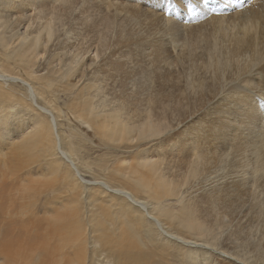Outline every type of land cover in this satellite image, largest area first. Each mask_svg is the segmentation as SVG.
I'll return each instance as SVG.
<instances>
[{
  "label": "bare ground",
  "instance_id": "obj_1",
  "mask_svg": "<svg viewBox=\"0 0 264 264\" xmlns=\"http://www.w3.org/2000/svg\"><path fill=\"white\" fill-rule=\"evenodd\" d=\"M132 1L134 4L131 0H26L37 9L28 15L23 0H0V8L6 9L0 12L2 74L21 72L31 83L43 87H37V94L51 104L46 88L53 86V81L54 86L62 88L61 81L84 78V55L95 51L97 75L84 86L86 92L81 91L62 105L68 115L87 126L83 130L92 140L96 127L94 135L116 143V149L126 150L125 144L133 140L136 143L127 148L145 144L152 149L162 138L171 144L169 148L160 147L161 153L115 150L109 155L92 156L88 138L69 127L62 132L60 145L82 160V172L89 173L93 182V187L87 188V183L81 182L72 168L58 158L49 118L46 116L44 124L36 121L30 136L20 137L5 153L0 150V264H108L113 255L119 257L114 264H167L162 259L155 260L143 247L141 234L152 236L157 231L155 223L139 206L133 207L126 195L138 204L145 201L146 213L161 222L175 241L177 238L186 244L218 245L233 257L252 252V256L241 260L251 258L252 264H264V241H241L240 250L234 243L243 239L248 230L251 233L240 223L246 216L249 227L258 231L260 240L264 239V102L251 95L249 89L264 96V0L246 7L247 0H233L231 6L237 9L234 13L223 12L225 4L220 8L209 6L211 14L204 11L202 15L198 1L187 0L196 5L197 16L192 25L183 29L182 24L155 12L160 7L159 0ZM77 5L81 17L76 25L83 26L82 33L76 25L67 26L64 32L71 38L76 36L78 48L66 56L69 44L60 41L55 27H63V21L69 20ZM184 12L180 17L183 21L190 16ZM39 19L44 22L37 23ZM205 19L207 22L201 23ZM195 21L202 25L195 26ZM30 23H36L28 32H32L31 38L25 40L27 31L19 38V26L27 24L31 28ZM160 31L181 41L176 57L171 58L161 39L139 34L156 39ZM17 39L18 44L13 46ZM50 41L51 45L57 41L59 52L47 64L48 72L59 65L53 74L57 73L61 81L48 74L35 75L33 60L42 51H50V47L45 49ZM145 56L150 68L141 65ZM128 63L137 69L128 70ZM131 82L135 91L128 94ZM111 84L119 95L108 98ZM3 85L0 83V110L8 114L15 112V107L35 110L20 95V86ZM237 86L244 90L241 97L229 99L228 94ZM222 90L225 94L221 97L225 99L220 97L206 109ZM61 108L53 105L57 112ZM204 109L183 132L170 134L173 121L182 123L189 114ZM209 128L213 129L211 135L206 134ZM248 135L254 136L246 141ZM174 146L180 151L174 152ZM48 156L57 161L48 162ZM247 169L253 179L243 176ZM26 181L40 183L43 198L29 196L26 201L22 192L30 185L23 184ZM177 202L178 209H173ZM223 228L229 229L225 240L233 237L229 244L220 241ZM150 243L164 251L171 247L153 237ZM166 252L174 255L171 250Z\"/></svg>",
  "mask_w": 264,
  "mask_h": 264
},
{
  "label": "rangeland",
  "instance_id": "obj_2",
  "mask_svg": "<svg viewBox=\"0 0 264 264\" xmlns=\"http://www.w3.org/2000/svg\"><path fill=\"white\" fill-rule=\"evenodd\" d=\"M25 1L26 0H23L22 5H24V8L26 10H28L27 14L33 15V13H36L37 9H33L32 5H31L32 3L31 2L26 3ZM159 1H160L159 2L160 7L155 12L158 13V15L161 18L165 17V18L169 19L170 21L175 20L177 23L182 24V26H181L182 29L184 27L192 25L194 23L193 19L197 16V15H194V13L189 14L188 12H186V16H188V15H190V16H189V18L185 17L186 21L185 20L183 21L182 19H180V17H181V14L185 13L184 11H186V9L184 7H180L176 11L177 13L175 12V14L169 16L160 10L163 7L166 0H159ZM196 1H198V5H200L202 7V11L199 15H202L204 11L209 13L207 10V8L209 6H215V7L220 8L221 6H224L226 4L227 5L226 8L224 10L222 9V11L225 12L226 14L234 13L237 10V9H235V7L233 8L231 6V4L233 3V0H226L225 2H224V0H208L207 3H205V0H196ZM241 1H246V0H240V2ZM259 2H260V0H247L244 3L243 7L256 6ZM131 4H134L132 0H131ZM16 5L19 6V4H16ZM80 9H81L80 6L77 5L76 8L74 9L72 16L69 18V20L63 21V23H64L63 27L59 26V29L57 28V26L55 27V30H56L55 34L60 35V41L63 40L64 44H69V46L66 48V50L67 49L69 50V53H67L66 56H71V54L73 52L76 53L77 48H78L76 45V43L78 42L75 39L76 36H72V38H71V34L64 32V31H66L67 26H69L71 24H72V26H75L76 24L80 23V20H77L78 17H81L79 14ZM5 10L6 9L0 8V12H2V13L5 12ZM209 14H211V13H209ZM205 18H207V17H205ZM1 20H2V16H0V21ZM43 22H44L43 19L37 20V23H43ZM195 22H196L195 26H198L199 24L206 23L207 21L205 19V20H202L201 23H199L200 21H195ZM27 24H22L19 26V28L17 30V32L19 34H21L19 38H22L24 31H27V36H26L25 40H29L31 38L32 32H30V34H28V32L35 28L36 23H34V24L30 23L31 28L27 27ZM82 28H83V26L76 25V30L81 32V33H82V30H81ZM139 34H141L142 37L148 36V39H152V40L161 39V43H165L168 50L170 51L171 58L176 57L177 54L179 53L181 41H179V42L175 41L173 36L172 35L167 36L166 32L160 31V33H158L156 35V37H157L156 39L153 36H149V35H146L144 33H139ZM65 38H67V39H65ZM18 42H19V40L17 39L14 42L13 46H16L18 44ZM51 42L52 41H50L47 44V47L45 48V49H47L48 47H50L49 48L50 51L49 52H48V50H46V52L42 51L41 55H39L38 57H36L33 60L34 71L36 72L35 75L36 76H40V75L42 76V75L48 74V76L50 78L51 77L57 78V81H61V79L59 77H57L58 76L57 73L53 74V71H56L59 68V65H57L56 67H53V71L48 72L50 66L47 67V64L51 60L52 56L58 54V52H59V49H56L57 46H55L57 41H54L53 45H51ZM9 48H10V46H9ZM66 50H61V52L65 53ZM101 56H103V55H101ZM246 56L249 57V54H247ZM79 58H80V56L75 58V60H78ZM91 59H94L95 62H92ZM138 59H140V58H138ZM148 59L149 58L147 56H145L143 59L144 62L141 65L146 67V68H147V66H148V68H150L149 65L146 66V63H148ZM1 60H3L2 57H0V61ZM121 61L126 62L127 59L122 58ZM69 62H70V60H67L66 64H68ZM96 62H97V64H99L98 59L95 57V51H91V52L84 55V71L86 72L84 78L79 79L80 78V76H79L76 79L69 80V82L61 81L64 84V87H62V88H60L59 86H57V87L54 86L55 84L53 81V86L46 88V91L48 94L47 99H51L53 101L51 104H46V101H44L41 98V96L37 94V92H38L37 87L38 88H43V87L40 85H34L33 83H31L30 80H28V78L25 77L21 72L17 75H9L8 73L2 74L0 72V83H3L4 84L3 86L5 88H8L10 85L15 86V87L17 85L20 86V88H21V92H20L21 94L20 95L24 96L26 98V100L31 104L32 108L35 109L34 111H32V109L28 108V106H24V109L21 110V109L15 107L14 108L15 112H13L11 114H8L3 108H2V110H0V118H2V119H0V150L3 153H5L9 148H11L13 145H16L20 141V137L30 136L33 133L32 132L33 125L35 124L36 121H40V123L44 124L46 122L47 118H49L51 125L53 126V131H54L55 138H56V144H57L56 145V151H57L58 158L61 157L65 161V163L68 164L72 168L76 177L81 179V182L85 181V184L87 183L86 187L89 188V187H93L92 186L93 182L90 180L91 176L89 173L84 174L82 172L83 171L82 164H81L82 160H80V158L77 155H75L76 156L75 157L73 155H70L68 152H65L63 150V147H61V145H60V143L62 141V134H63L62 132L66 131L69 127L71 129L81 133L82 136L88 138L87 142L91 147V150H89V152L92 153V156H98L99 154H102V153L109 155L115 150H117L118 152H121V153L126 152V151H130L132 153L139 154L144 149L145 152L149 151L151 153H155V152L161 153V150L159 149L160 147L169 148L171 146V144L169 146L168 143L167 144L164 143L165 138H162L159 140V143L156 144L152 149L147 148L145 146V144H143L141 148H135V147H133L132 149L127 148L128 145H134L136 143L135 140H133L131 142V144H128V145L125 144V146L123 148L126 150L116 149L115 148L116 143H114L112 141H108V140L102 138L101 136L98 137V136L94 135V132H96V127H94L93 132H92L93 133V140H92L90 137H88V134L83 130L84 127H87V126L85 124L84 125L81 124L79 121L75 122L73 120L72 115H68L69 113L66 111V109L62 105L67 104L68 102L72 101L73 98L75 97V95L79 94L81 91L86 92L83 89L84 86L89 84V80H91V82H92L94 77L97 75L96 72L94 71L96 68L95 67ZM85 63H86V65H85ZM54 65H55V63L53 64V66ZM133 66L134 65L132 63H128V65H126L128 70L130 68L137 69V66H134V67ZM62 68L64 69L65 66H63ZM76 68H79V65H77ZM209 74H210V71L207 72L204 75V77L208 76ZM192 75L195 76V73ZM136 79H138V78H136ZM135 83H138V81ZM195 84H196V82H195ZM133 85H134V82H131L130 84H128V86H127V93L128 94L135 91V87ZM110 86H111V88H109V91H108L110 96L108 98H112L116 95L118 96L119 90L118 89H116L115 91L112 90V88H115L114 84H111ZM249 89H250L251 95H255L256 97H259L260 100H262L264 102V96L257 95L256 93H258V91L253 89V88L252 89L249 88ZM224 90H222L220 92V94L217 95L211 103L207 104L206 109L210 108L216 100H218L222 95L225 94V93H223ZM143 97H144V95L142 94L140 96V98H143ZM112 104H114V103H112ZM112 104L110 103L111 106H112ZM53 105L62 107L61 111L57 112L55 109H53ZM113 106L115 107V105H113ZM206 109L199 110L198 112L195 111V113L192 115L189 114V116H186V120L182 123H175V121H173L174 129L169 130L170 134H172V133L176 134L177 132L178 133L183 132L189 125H191L192 121L195 120L202 113H204L206 111ZM46 116H47V118H46ZM262 117H264V115ZM228 124H229V122H228ZM229 128H230V125L226 130L227 133H229ZM251 136L253 137L254 135H248L247 136L248 138L246 137V141H249L251 139L250 138ZM172 150L174 152L180 151L179 147H175V146L172 147ZM248 150L250 152L251 148H249ZM151 153H149V155ZM177 157H179V156H175L174 158L177 159ZM249 158L252 159V157H249ZM46 159L48 162H52L54 160L57 161V159L55 157L51 158L50 156H48ZM94 169L95 168H93V170ZM95 172L98 173L97 171H95ZM29 173L30 172L24 171V174L28 175ZM245 173L246 174L243 175L244 177H251V174L248 172V169L245 171ZM261 176H262V178H264V173H262ZM262 178H260V179H262ZM91 182H92V184H91ZM97 182H102V181L98 180ZM219 182H221V181H219ZM23 184H26V186L30 184L26 190L22 191L24 196H25L26 201H28L29 196H30V198H43L42 191L44 190V187L42 185H40V183L35 184L33 181H26V183H23ZM101 185L104 186V183ZM15 186H18V185H15ZM121 195H123V194H121ZM126 198H127V200H129L131 202V204H133V207L139 206L140 210L145 212L146 217L149 218L150 220L154 221V223H155L156 228L155 227L154 228L158 231V233L156 231L155 233L152 234V236H149L147 232L141 231L142 232L141 236H142L143 240H145V244L143 245V247L154 257L155 260L162 259L167 264H235V263L236 264H252L251 258H249L247 260V262L241 260V259H245V257L252 256V254H254L252 252L251 253L247 252V254L245 256L239 255L238 257L237 256L233 257L232 255H230V254L228 255L227 253L223 252L221 250L220 246H218V245L214 247V246H209V245H203L200 242L192 243L189 241H188L189 244L188 243L186 244L185 242H183V243L180 242V239H177V238L175 241L173 239L174 237L172 235L165 232V230L167 228L162 226L161 222H158L151 214L146 213L147 210L144 207V206H146L145 201H144V204L143 203L138 204V203L132 201L130 196L126 195ZM62 199H64V198H61V200ZM167 202L170 203V202H174V201L169 200ZM174 203H176V202H174ZM173 205H174L172 207L173 209H175V208L178 209L177 208L179 206L178 202H177V204H173ZM56 206L59 207L60 204H56ZM246 207H248V203L245 205L243 210ZM240 216L241 215H239V217ZM236 221H237V219L233 223H236ZM240 221H241L240 223H243L246 225V229H251L250 230L251 233L248 230L247 235L243 239L234 240V243L237 245L236 250L243 249L242 246H238L241 241H246L249 244L258 243V242H260L262 244L264 239L260 240L259 238H261V236L259 235L258 231L253 232L254 228L249 227V224H248L249 219L247 218V216L241 218ZM253 225L255 227L257 225V223L255 222ZM162 227H164V228H162ZM220 231H222V229H220ZM228 232H229V229L224 230V228H223L222 235L220 236V241L223 240L225 244H229L231 242V240L233 239V237H230V240H225ZM164 236L168 237V239H170L169 237H171V240L168 241L166 237L164 238ZM247 236H248V238L246 239ZM152 237L157 239V240L163 241V242L166 241L167 245L171 246V247L167 248L166 250L173 251L174 255L167 254L166 250L164 251L160 246L151 244L150 240ZM191 243H192V245H191ZM91 245L92 244H90L89 246H91ZM194 246L198 247V248H193ZM230 246H232V245H230ZM184 247H186V251L183 253ZM194 249H197V250L194 251ZM246 249L248 250L249 246ZM205 250H207L209 253L204 252ZM242 252H244V251H242ZM242 252H240V253H242ZM204 254H207V255H204ZM207 256H209V257H207ZM101 258H102V256H101ZM117 259H119V257L117 255L110 256L111 263L109 262L108 264H114L115 260H117ZM104 263H105V261H104ZM146 264H149V263H146Z\"/></svg>",
  "mask_w": 264,
  "mask_h": 264
},
{
  "label": "snow or ice",
  "instance_id": "obj_3",
  "mask_svg": "<svg viewBox=\"0 0 264 264\" xmlns=\"http://www.w3.org/2000/svg\"><path fill=\"white\" fill-rule=\"evenodd\" d=\"M208 0H205V3H207ZM184 7L186 9V11L189 14H192L194 12L197 11V7L196 5H194L193 3H189L187 2V0H166V2L164 3L163 7L160 9L163 13H165L166 15H173L175 14V12L179 9V7ZM243 89L240 86L234 87L233 90L230 91V93L228 94L229 99H239L243 93ZM221 99H225V97H221ZM2 119V118H0ZM166 132L168 130H165ZM213 129L209 128L206 130V134L211 135L212 134ZM164 133H161L160 135H163Z\"/></svg>",
  "mask_w": 264,
  "mask_h": 264
}]
</instances>
